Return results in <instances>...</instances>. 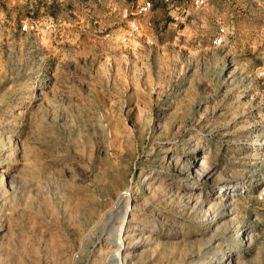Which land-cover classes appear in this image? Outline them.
<instances>
[{
    "label": "rangeland",
    "instance_id": "obj_1",
    "mask_svg": "<svg viewBox=\"0 0 264 264\" xmlns=\"http://www.w3.org/2000/svg\"><path fill=\"white\" fill-rule=\"evenodd\" d=\"M143 1L0 0V264H264V0Z\"/></svg>",
    "mask_w": 264,
    "mask_h": 264
},
{
    "label": "built area",
    "instance_id": "obj_2",
    "mask_svg": "<svg viewBox=\"0 0 264 264\" xmlns=\"http://www.w3.org/2000/svg\"><path fill=\"white\" fill-rule=\"evenodd\" d=\"M21 1H30L31 3L34 4H36L37 1H42L43 3L47 4L48 7H50L55 2L61 3V2H65L66 0H21ZM196 3L198 7H201L205 4V0H197ZM153 7H154V2L152 0H145L139 5L137 10L133 13L134 16L133 19H131L129 22L128 31L124 34L122 38L124 44L130 43L139 34L140 31L139 19L145 16L146 14H148L149 12H151ZM50 21L52 22V20ZM43 27L41 26L39 21L35 19H28L26 22H23L21 24V31L26 33L37 32L39 29H43V30L48 29L49 24L45 22ZM228 34H229V27L225 25L220 26L217 33V37L214 40V43L216 45H221L225 40V38L228 36ZM259 74L262 78H264V69H262ZM261 182L262 184H264V175L261 177ZM257 198L259 199V201L264 200V189L258 192Z\"/></svg>",
    "mask_w": 264,
    "mask_h": 264
},
{
    "label": "bare ground",
    "instance_id": "obj_3",
    "mask_svg": "<svg viewBox=\"0 0 264 264\" xmlns=\"http://www.w3.org/2000/svg\"><path fill=\"white\" fill-rule=\"evenodd\" d=\"M225 195H220V196H218L217 198H222V197H224ZM223 199H225V198H223ZM122 207V206H121ZM127 207V206H126ZM127 211H128V208H127V210L125 211V214L127 213ZM127 217V216H126ZM125 219V218H124ZM108 227H109V230L110 231H112L113 230V225L109 222L108 223ZM125 227V226H124ZM122 229V228H121ZM113 241V240H112ZM123 244V243H122Z\"/></svg>",
    "mask_w": 264,
    "mask_h": 264
}]
</instances>
